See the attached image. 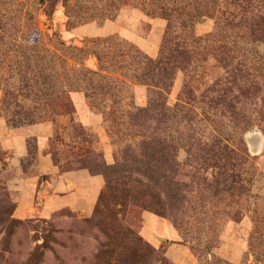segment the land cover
Instances as JSON below:
<instances>
[{"label":"rangeland","instance_id":"obj_1","mask_svg":"<svg viewBox=\"0 0 264 264\" xmlns=\"http://www.w3.org/2000/svg\"><path fill=\"white\" fill-rule=\"evenodd\" d=\"M261 8L264 0H0V264H93L100 233L85 222L94 217L106 179L81 170L104 180L90 183L85 199L69 183L66 194L56 192V181L79 172L66 169L88 149L112 166L130 138L145 134L125 127V113L147 107L150 96L128 73L135 52L162 56L170 22L169 37L195 53L170 96L171 105H186L185 120L151 127L176 146L173 174L159 165L150 182L131 165L126 175L137 183L125 227L164 264H264V43L240 32L248 12ZM223 44L235 59L216 50ZM85 70L98 73L96 82L112 87L110 93L88 98L77 80ZM36 87L46 91L36 97ZM248 87V95L238 91ZM226 88L237 92L235 113L209 104L213 90ZM63 95L75 107L73 117L9 123L17 105H54ZM139 154L130 156L139 161ZM75 180L86 193L84 178ZM141 181L152 190L143 193ZM52 227L58 234H50ZM129 257L159 264L148 253Z\"/></svg>","mask_w":264,"mask_h":264},{"label":"trees","instance_id":"obj_2","mask_svg":"<svg viewBox=\"0 0 264 264\" xmlns=\"http://www.w3.org/2000/svg\"><path fill=\"white\" fill-rule=\"evenodd\" d=\"M248 15L249 18L246 22L240 24V32L243 35V39L252 43H264V8L248 12ZM170 27L171 22L170 26H168V37L164 42L162 56L157 60H152L139 52H135L139 57L132 72L128 73L129 79L134 83L149 87L150 96L147 107L125 113V127H127V130L132 131L142 129V133L145 134L140 136L139 141L130 138V143L121 151L116 158V163L112 166L107 165L105 161L98 162V160H94L92 151L88 149L87 152L77 156L75 161L73 160L74 169L69 167L66 169L67 171L88 170L93 176L103 175L106 179V188L98 200L94 217L85 222L89 230L95 228L101 236L97 238L99 246L93 264H136L139 262L137 257V260L129 257V252L131 251L142 252L145 255L148 253L152 257H157V263L164 264L162 255L148 248L142 241H139L131 228L125 227L124 222L127 218L128 209L132 205L131 203H135V201L130 202L129 194H132L137 182H131L132 179L126 175L129 173L128 170L132 164L137 163L139 165V173L150 182H155V174L158 172L159 165H161L163 172L167 176L169 174L171 177L173 174L176 161V146L172 142L173 140L169 139V136H166L165 139L157 138V130L159 129H156V127L152 129L151 127L160 126L161 124L165 125L167 121L185 120L183 118L185 115L183 110L186 105L183 101H178L176 105H171L170 96L173 92L177 75L188 72V68L193 63L195 53L187 42H181L177 38L169 37ZM216 50L220 53L226 52L228 56L235 59L233 55L235 50H232L226 44ZM245 68L247 67H242L243 70ZM237 71L242 72L239 69ZM41 75L43 76V74ZM97 75L99 74L90 70H85L84 73L77 75L80 88L82 91L85 89L86 96L92 100H95V92L109 94V90L112 89L108 84L96 82L94 76L96 77ZM103 77L105 79L109 78L108 76ZM41 89L43 88L40 87L37 90L36 87L31 92L38 97L46 91ZM238 91L241 94L248 95L250 88H240ZM213 95L209 104L214 110H221L222 112L229 110L231 113L237 111L238 97L234 89H216L213 90ZM74 114V105L67 96L63 95L59 102L54 105L44 103L40 107H33L27 110L17 105L9 113L8 120L10 124L17 128L23 125L40 124L45 118L55 121L56 115L73 117ZM110 117L113 120L112 124H118V117L115 112H112ZM147 124H150V128L145 127ZM246 124L244 123L243 131L248 129ZM149 130H152V133ZM134 150L140 152L139 161L137 158L134 159L130 156ZM139 184V188L143 193L152 190L151 184L149 185L142 181ZM152 196L153 198L155 197V192L152 193ZM119 199L122 200L121 203ZM131 199L134 198L132 197ZM156 212L155 214L161 217L164 216L159 211L156 210ZM52 232L50 231V234H58L54 229ZM55 241L57 242V239Z\"/></svg>","mask_w":264,"mask_h":264},{"label":"crops","instance_id":"obj_3","mask_svg":"<svg viewBox=\"0 0 264 264\" xmlns=\"http://www.w3.org/2000/svg\"><path fill=\"white\" fill-rule=\"evenodd\" d=\"M80 176H81V178H84V180L87 182L86 185L88 186L87 187L88 189L85 190L86 193L82 192V187L80 185L79 180H75ZM56 182H59L57 184V186L55 187L57 190L56 192L66 194V191H68V190H65V187L69 183V187L72 189L71 193L76 195L77 198L79 197L81 199H85L91 193V189L89 188V187H91L90 183L91 184L93 183V188H94L98 184V182L103 183L104 180L102 178L92 177L89 174H87L85 171H79V172H72V173H68L66 175H63ZM86 182H84V183H86ZM69 196L70 195H68V196L66 195V196H64V198L68 199ZM97 196L98 195H96V197L95 196L94 197L97 199ZM52 201H54V200L50 196V199H48V201H47L50 204V206H52V203H51ZM95 204H96V200H95ZM54 206H55V204H54Z\"/></svg>","mask_w":264,"mask_h":264},{"label":"water","instance_id":"obj_4","mask_svg":"<svg viewBox=\"0 0 264 264\" xmlns=\"http://www.w3.org/2000/svg\"><path fill=\"white\" fill-rule=\"evenodd\" d=\"M260 147H261V144H260V142H259L258 145L255 146L254 151L257 153V152L260 150Z\"/></svg>","mask_w":264,"mask_h":264}]
</instances>
